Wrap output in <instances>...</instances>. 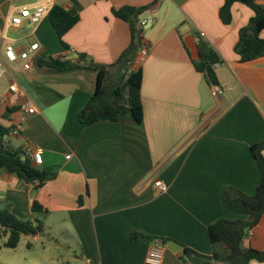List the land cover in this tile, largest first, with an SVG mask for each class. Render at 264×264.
I'll return each instance as SVG.
<instances>
[{"label":"crops","instance_id":"obj_1","mask_svg":"<svg viewBox=\"0 0 264 264\" xmlns=\"http://www.w3.org/2000/svg\"><path fill=\"white\" fill-rule=\"evenodd\" d=\"M41 1L73 9L80 18L63 36L66 48L48 16L5 30L0 62L9 73L0 78V124L22 120L20 134L8 140L20 148L38 147L40 167L56 173L37 186L0 171V208L9 203L17 217L42 223L47 215L61 217L68 239H76L73 264H144L152 238L169 239L163 241L162 264H182L183 247L211 255L208 225L244 218L222 206V189L232 185L253 194L260 178L250 146L264 141V55L240 63L233 50L252 11L235 2L226 25L218 15L224 0H160L140 16L147 21V55L139 66L142 121L125 113L114 122L83 125L77 114L96 87V74L57 72L35 64L37 59L75 61L85 54L87 61L110 65L131 40L128 22L112 10L155 0H0V27L19 7ZM254 1L264 9V0ZM259 34L264 38V29ZM198 35L221 58L214 68L218 96L192 63L198 59ZM7 41L18 50L38 43L29 70L6 63ZM23 106L34 112L25 113ZM156 180L166 191L154 188ZM33 201L45 211L34 210ZM252 229L244 244L264 251V214ZM132 232L144 236L131 240ZM32 236L37 240L40 234Z\"/></svg>","mask_w":264,"mask_h":264},{"label":"trees","instance_id":"obj_2","mask_svg":"<svg viewBox=\"0 0 264 264\" xmlns=\"http://www.w3.org/2000/svg\"><path fill=\"white\" fill-rule=\"evenodd\" d=\"M160 0L147 5L131 7L125 5L112 10L114 17L128 22L131 34L129 45L122 51L118 59L110 65L97 64L87 61L85 54H79L77 60L69 61L63 58L42 57L36 63L57 72H70L85 69L96 74V87L90 95L86 105L79 110L77 119L83 125H90L99 120L117 121L118 118L130 113L135 121L141 122L143 106L140 96L142 74L141 69L135 66L137 52L143 48L144 28L138 25L140 16L149 9H154ZM241 2L252 11L248 23L238 29V38L234 52L240 63L250 62L264 55V38L260 31L264 29V9L254 0H224L218 10L222 23L230 24L232 20L231 5ZM49 22L61 44L66 48L63 36L79 21V14L73 10H66L59 5H52L48 13ZM198 59L193 60L195 71L202 73L211 87L218 88L214 73L215 63L220 64L221 58L214 47L203 37L197 36ZM9 127L0 124V171L15 176L18 181L37 182L41 186L54 178L55 171L35 165L27 156L23 148L14 146L9 140ZM250 151L254 157L260 178L257 181L255 192L247 194L232 185L225 186L220 194L223 207L236 215L244 216L239 219H219L207 227L212 254L204 255L183 247L182 258L189 264H249L252 260L264 263V251H257L244 244L246 234L250 228L258 225L264 214V141L253 143ZM36 211L45 209L32 202ZM43 232V223L31 218H19L11 209L9 203L0 208V237L6 236L4 247L14 249L22 235H38ZM144 236L132 232L130 239ZM162 241L169 240L166 238Z\"/></svg>","mask_w":264,"mask_h":264},{"label":"built area","instance_id":"obj_3","mask_svg":"<svg viewBox=\"0 0 264 264\" xmlns=\"http://www.w3.org/2000/svg\"><path fill=\"white\" fill-rule=\"evenodd\" d=\"M51 9L50 4L48 1H41L32 8H29L27 6L19 7L17 10H15L14 13L10 15L8 19L5 20L3 27H0V38L7 39L5 30L13 27V26H19L22 25L23 22H28L31 25L37 24L41 19H44L48 16V13ZM147 23L146 20H141L140 23H138L139 26L144 28L145 24ZM196 42L198 40V37L196 38ZM39 46L38 43H31L29 46L22 48L21 50L16 48V45L12 41H7V43L4 44L3 47V56L6 61V63H16L18 62L22 70H29L33 61L35 53L38 51ZM147 55V48L144 46L141 48L135 57V66H140L145 57ZM220 64L215 63V66H219ZM9 73V70L6 68L4 64L0 62V78L3 74ZM16 88L15 83L11 84L9 86V89L14 91ZM221 90L216 87H212L211 94L213 96L220 95ZM23 110L27 114H32L34 112L33 107H26L23 106ZM22 130V120L20 121H12V124L9 127V135H19ZM24 153L29 156V158L32 160V162L37 165L41 166L42 164V157H41V150L38 149V147L27 144L23 148ZM69 156H66L68 158ZM34 183H37L36 181ZM154 188L159 192H164L167 189V185L162 182L161 180H156L154 182ZM253 235V229L250 228L246 234L245 239H250ZM163 241L161 239H154L151 243L145 259L144 264H162L163 262V255H164V249H163ZM182 264H189L187 261H183Z\"/></svg>","mask_w":264,"mask_h":264},{"label":"rangeland","instance_id":"obj_4","mask_svg":"<svg viewBox=\"0 0 264 264\" xmlns=\"http://www.w3.org/2000/svg\"><path fill=\"white\" fill-rule=\"evenodd\" d=\"M67 222L63 223L61 217L51 214L43 221V232L40 233L39 239L31 235H23L18 245L12 249L3 246L6 236L0 237V264H60L57 260L71 259V264L76 262L73 257L72 248L77 250L76 239H68L66 230ZM70 230V229H69ZM71 234L72 231L70 230ZM30 246H27V243ZM71 248L67 249V246ZM78 255L79 251L77 250Z\"/></svg>","mask_w":264,"mask_h":264},{"label":"water","instance_id":"obj_5","mask_svg":"<svg viewBox=\"0 0 264 264\" xmlns=\"http://www.w3.org/2000/svg\"><path fill=\"white\" fill-rule=\"evenodd\" d=\"M184 259H187V260H188V257L185 255V256H184Z\"/></svg>","mask_w":264,"mask_h":264}]
</instances>
